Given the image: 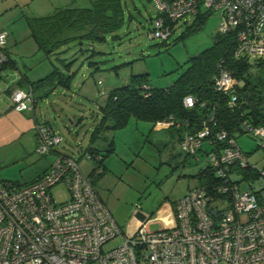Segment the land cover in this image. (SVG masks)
<instances>
[{
  "label": "built area",
  "instance_id": "built-area-1",
  "mask_svg": "<svg viewBox=\"0 0 264 264\" xmlns=\"http://www.w3.org/2000/svg\"><path fill=\"white\" fill-rule=\"evenodd\" d=\"M150 1L155 15L149 38L166 40L178 20L217 12L218 31L233 34L234 57L264 59V0ZM6 45L7 33L0 29V67L10 59ZM212 79L217 90L230 95L228 106L233 107L242 82L221 61ZM9 97L14 110L32 108L31 89L15 88ZM194 102L191 95L183 98L185 107ZM173 123L170 116L154 126L168 128ZM35 131L40 154L55 151L63 142V136L45 123H37ZM240 132L264 147V126L243 119ZM209 135L206 127L180 141L181 151L197 162L204 160L215 178L210 192L196 185L175 202L171 227L152 230L147 217L124 233L78 160L62 152L29 183L0 181V264H264V168L250 164L236 137L224 130L211 134V149L198 153ZM83 155L86 160L102 159L88 149ZM245 169H254L257 176L240 173ZM59 183L67 193L62 201L51 192ZM118 235L121 242L104 250L103 245Z\"/></svg>",
  "mask_w": 264,
  "mask_h": 264
},
{
  "label": "rangeland",
  "instance_id": "rangeland-1",
  "mask_svg": "<svg viewBox=\"0 0 264 264\" xmlns=\"http://www.w3.org/2000/svg\"><path fill=\"white\" fill-rule=\"evenodd\" d=\"M91 1L0 0V29L7 33L6 49L15 65V68L0 71V103L7 101L2 91L16 74L23 73L36 80L46 75L53 64L61 67L59 58L71 62L70 71L75 74L70 88L57 87L48 96L42 97L41 92H36L35 115L40 120H48L58 130L63 142L57 150L78 160L86 174L96 163L86 160L83 152L91 145L89 137L100 115L98 105L105 100L107 91L126 84L132 74L139 73H148L153 87L171 85L189 57L212 44L220 23L219 14L209 12L204 25L196 33L179 38L192 23L193 17H186L177 21L168 39L149 38L147 31L152 28L155 15L152 2L120 0L123 23L108 34L105 41L84 42L82 45L74 41L62 48L65 51L49 57L35 47L29 37L27 18L51 13L55 2L62 6L84 7ZM21 87L26 89V84L22 83ZM236 139L247 153L249 163L264 168V147L260 146L258 139L246 134L237 135ZM111 140L114 150L105 157L107 168L96 183L100 197L115 218L126 213L132 215L137 205L140 206L150 215V229H158L165 221V217H160L163 206L181 198L188 185L198 184L194 175L205 163L204 160L197 162L194 157L185 158L176 130L156 128L149 122L134 118L124 128L106 133L105 138L93 142L92 146L105 154ZM50 160L49 153L42 156L36 152L31 139L14 141L0 148V181L27 183ZM245 186L241 185L242 188ZM51 192L57 201L67 198L62 183L53 186ZM169 215L168 227H171L175 224L174 212ZM121 229L126 233L125 223ZM120 242L121 236L118 235L105 243L103 249L113 248Z\"/></svg>",
  "mask_w": 264,
  "mask_h": 264
},
{
  "label": "trees",
  "instance_id": "trees-1",
  "mask_svg": "<svg viewBox=\"0 0 264 264\" xmlns=\"http://www.w3.org/2000/svg\"><path fill=\"white\" fill-rule=\"evenodd\" d=\"M209 14L202 12L194 16L192 23L179 38L200 31ZM122 23L123 8L120 0H92L84 7L61 6L47 15L27 18L29 37L46 57L65 51L62 48L74 41L78 45L84 42H103L107 35L121 27ZM233 45V34L220 33L217 30L212 44L189 57L184 69L171 85L163 88L153 87L149 83L148 73H139L132 74L126 84L107 91L105 100L98 105L100 118L91 131V145L86 148L102 156L98 161L93 160L96 165L88 173L93 186L96 187L105 172V157L114 150L113 140L108 142L105 154L93 147V142L105 138V134L110 131L124 128L131 118L150 122L154 126L156 121L172 116L174 123L168 129L176 130L180 141L185 134H195L207 127L210 135L203 138V147L198 150V153L202 154L211 149L208 145L211 134L220 130L234 137L242 134L240 123L243 119L254 125L264 126V59L250 61L247 58H236L233 55ZM7 53L9 55L8 51ZM220 61L242 82V85L236 88L237 98L233 107L228 106L230 95L214 87L212 76ZM60 64L61 67L54 65L41 78L28 80L23 75L17 82V86L21 87L22 83H25L26 89H31L32 105L37 101L34 96L36 92H41L42 97L48 96L57 87L70 88L75 74L70 71L72 64L64 59L60 60ZM6 68H15L11 59L0 67V71ZM187 95L195 99L191 107H185L183 104V98ZM188 156L185 154V158ZM97 166L101 168L99 173L94 171ZM240 173L250 177L257 176L254 169H245ZM194 177L198 180L197 185L204 186L208 192L211 191L215 176L210 166H200ZM13 183L17 186L23 185Z\"/></svg>",
  "mask_w": 264,
  "mask_h": 264
},
{
  "label": "crops",
  "instance_id": "crops-1",
  "mask_svg": "<svg viewBox=\"0 0 264 264\" xmlns=\"http://www.w3.org/2000/svg\"><path fill=\"white\" fill-rule=\"evenodd\" d=\"M52 6H54L56 8V7H61L62 5H59V4L57 5V3L55 2V3H53ZM35 47H36V45H35ZM7 51H8V49H7ZM53 55H56V54H53ZM61 59H64V58H59V60H61ZM54 65L55 64H53L52 67ZM23 75H24L23 73L22 74L21 73L16 74L15 78H13L9 83L6 84V86L4 87V89L2 91L6 94L7 101L0 103V148L6 147V146L10 145L11 143H13L14 141L21 140L22 138L26 139V140L31 139L33 141V143H35V146H36L35 125L37 123H40V122L47 123L54 130H56V128H54V126L48 120H46V119L40 120L35 115V104L37 101L34 102V104L32 105L33 108H31V109L17 111V110H14L12 108V102H11L9 96H10L11 90H13L15 88H22L23 89V87L17 86V82L19 80H21V77ZM25 76L27 77V75H25ZM27 78H28V80H32L29 77H27ZM99 118H100V115H99ZM150 124H152V123H150ZM56 131L58 132V130H56ZM57 152H61V151L56 149L55 151L49 153L51 155V160L48 162H45V165H42L40 171L35 175V177L32 178V180H34L36 177H38L40 174H42L44 171H46L51 166L53 160L55 159ZM43 155H45V154H42V156ZM106 168H107V166L105 165V170H106ZM192 187H194V186L188 185L184 194ZM177 200L176 199L173 200V202L170 205L166 203L165 206H163L164 211L162 214H160V217H165L166 222L163 220V223H161L159 225V227H168L169 226L170 223H168V216H170L169 214L171 212L172 213L174 212V204ZM137 207H138L137 209L136 208L134 209V212L132 215L129 213H126V215H124L125 217L124 216L120 217L119 215H117V217L115 218L114 214L110 210L114 219L119 224V226H121V228H122L124 223L126 224V232L127 233H131L137 227V225L139 224V221L146 219L147 217L148 218L150 217L149 213H146L145 211L140 209V206H137ZM159 210L160 209H158V212H159ZM171 219H173V223H174V218L171 217Z\"/></svg>",
  "mask_w": 264,
  "mask_h": 264
},
{
  "label": "water",
  "instance_id": "water-1",
  "mask_svg": "<svg viewBox=\"0 0 264 264\" xmlns=\"http://www.w3.org/2000/svg\"><path fill=\"white\" fill-rule=\"evenodd\" d=\"M211 212H212L213 215L215 214V210H212Z\"/></svg>",
  "mask_w": 264,
  "mask_h": 264
}]
</instances>
